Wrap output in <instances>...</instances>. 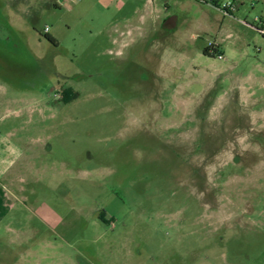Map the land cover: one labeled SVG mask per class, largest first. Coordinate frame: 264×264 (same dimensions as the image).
I'll use <instances>...</instances> for the list:
<instances>
[{"label": "rangeland", "instance_id": "374dc122", "mask_svg": "<svg viewBox=\"0 0 264 264\" xmlns=\"http://www.w3.org/2000/svg\"><path fill=\"white\" fill-rule=\"evenodd\" d=\"M174 1L0 0V125L50 264H264V14Z\"/></svg>", "mask_w": 264, "mask_h": 264}, {"label": "crops", "instance_id": "0c3cea01", "mask_svg": "<svg viewBox=\"0 0 264 264\" xmlns=\"http://www.w3.org/2000/svg\"><path fill=\"white\" fill-rule=\"evenodd\" d=\"M232 1L237 6L235 14L240 15L243 19H247L254 10H259L261 14H264V0ZM174 3L182 9L188 4L189 6L194 4L195 7L197 6V10L199 8V17L203 22L209 27L212 25L214 20L212 11H217L216 9L200 4L196 0H176ZM220 16H222L219 21L220 27L225 19L233 20L232 17L222 14ZM199 24L201 27L204 26L202 23ZM213 45L218 47L220 53V45L218 43ZM19 104L20 102H18ZM12 126L10 128L0 125V264H50L53 255V252H50V250L52 251L50 238L36 231L34 226L29 225L30 227L27 229L25 222L22 221L24 220L21 216L22 212L30 213L31 220L33 219L31 215H37L36 212L31 214L30 209L19 203L21 191L15 187V176L13 175L15 172L11 171L13 164L11 157L15 159V154H20L19 146L11 140L12 138L18 139L19 135L17 136L16 133L19 131V127ZM5 177L10 179L9 186L3 183ZM13 201H17V205ZM27 217L29 219V214ZM42 221L40 222L42 223ZM60 257H62L61 254Z\"/></svg>", "mask_w": 264, "mask_h": 264}, {"label": "built area", "instance_id": "2783aa9c", "mask_svg": "<svg viewBox=\"0 0 264 264\" xmlns=\"http://www.w3.org/2000/svg\"><path fill=\"white\" fill-rule=\"evenodd\" d=\"M79 1V0H77ZM198 3L210 6L219 11L223 16L232 17L236 12V3L232 0H196ZM241 21V20H239ZM245 23L244 21H242ZM253 25L256 27L255 30L262 36H264V19L254 18ZM44 34L49 33L48 28L44 29ZM218 60H222V55L219 53L214 54Z\"/></svg>", "mask_w": 264, "mask_h": 264}, {"label": "trees", "instance_id": "16d2710c", "mask_svg": "<svg viewBox=\"0 0 264 264\" xmlns=\"http://www.w3.org/2000/svg\"><path fill=\"white\" fill-rule=\"evenodd\" d=\"M55 7H57L56 5H54ZM43 37L50 43L52 44H55V40L54 38H52L49 33L47 34H43ZM219 50H218V47L215 46V45H211V46H208V47H205L203 50H202V53L203 55L205 56H213L215 53H217ZM213 54V55H212ZM63 98V97H62Z\"/></svg>", "mask_w": 264, "mask_h": 264}]
</instances>
